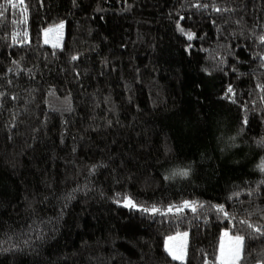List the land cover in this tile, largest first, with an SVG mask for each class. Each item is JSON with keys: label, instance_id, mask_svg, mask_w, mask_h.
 Returning a JSON list of instances; mask_svg holds the SVG:
<instances>
[{"label": "trees", "instance_id": "1", "mask_svg": "<svg viewBox=\"0 0 264 264\" xmlns=\"http://www.w3.org/2000/svg\"><path fill=\"white\" fill-rule=\"evenodd\" d=\"M0 6V264H264V0Z\"/></svg>", "mask_w": 264, "mask_h": 264}, {"label": "rangeland", "instance_id": "2", "mask_svg": "<svg viewBox=\"0 0 264 264\" xmlns=\"http://www.w3.org/2000/svg\"><path fill=\"white\" fill-rule=\"evenodd\" d=\"M63 27L52 28L46 34V42L53 46H61L63 38L65 25ZM10 56L6 57L7 60ZM237 235H233L229 230H224L221 236V243L219 249L218 262L219 264H239L242 257L243 245L239 254L238 259H234L232 255V249L234 247V241ZM240 237V236H239ZM189 233L181 232L166 238L165 247L167 252L173 258V255L179 256V259H175L180 262H185L187 258V247H188Z\"/></svg>", "mask_w": 264, "mask_h": 264}, {"label": "snow or ice", "instance_id": "3", "mask_svg": "<svg viewBox=\"0 0 264 264\" xmlns=\"http://www.w3.org/2000/svg\"><path fill=\"white\" fill-rule=\"evenodd\" d=\"M23 0H20V3H22ZM7 3L8 4H12V0H7ZM12 6H15V5H12ZM3 6H0V8H2ZM59 27H63V25H60ZM188 35V39H191L192 38V35L189 33L187 34ZM264 39V38H262ZM229 91H231V89H229ZM181 175H187L186 172H182L180 173ZM131 203V202H129ZM132 206H135V205H132ZM185 207H188L187 203L184 205ZM171 210V209H169ZM193 211H195V208L193 207L192 209ZM222 210V209H221ZM144 211H148V209H144ZM153 212L157 211L156 209H152ZM256 231H259V229H256ZM242 245H243V237H239L237 236L235 238V241H234V247L232 249V255L234 257V259H238L239 258V254H240V251H241V248H242ZM173 258L174 259H179L180 257L179 256H176V255H173Z\"/></svg>", "mask_w": 264, "mask_h": 264}]
</instances>
